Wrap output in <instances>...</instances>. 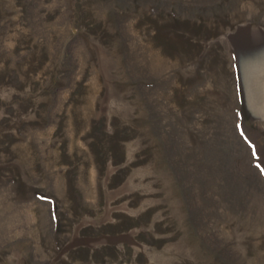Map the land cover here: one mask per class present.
Wrapping results in <instances>:
<instances>
[{
    "label": "rangeland",
    "instance_id": "obj_1",
    "mask_svg": "<svg viewBox=\"0 0 264 264\" xmlns=\"http://www.w3.org/2000/svg\"><path fill=\"white\" fill-rule=\"evenodd\" d=\"M0 264H264V0H0Z\"/></svg>",
    "mask_w": 264,
    "mask_h": 264
}]
</instances>
